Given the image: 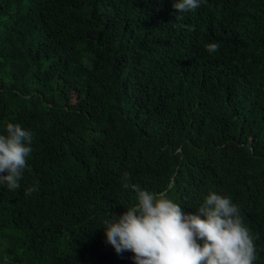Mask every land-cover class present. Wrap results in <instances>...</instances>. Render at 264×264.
I'll use <instances>...</instances> for the list:
<instances>
[{
  "label": "trees",
  "instance_id": "1",
  "mask_svg": "<svg viewBox=\"0 0 264 264\" xmlns=\"http://www.w3.org/2000/svg\"><path fill=\"white\" fill-rule=\"evenodd\" d=\"M174 2L0 0V134H33L0 264H136L103 227L137 202L125 172L185 212L229 196L264 264V0Z\"/></svg>",
  "mask_w": 264,
  "mask_h": 264
},
{
  "label": "clouds",
  "instance_id": "2",
  "mask_svg": "<svg viewBox=\"0 0 264 264\" xmlns=\"http://www.w3.org/2000/svg\"><path fill=\"white\" fill-rule=\"evenodd\" d=\"M203 0H175L173 7L184 13L200 7ZM218 43L206 45L209 53ZM33 134L19 123H7L0 134V185L11 190L20 187ZM123 187L136 193V203L121 215L103 221L107 242L116 252L131 251L136 264H254L256 236L244 223L240 208L232 199L211 192L196 212L184 208L168 193L141 189L125 172ZM28 188L26 195L36 191Z\"/></svg>",
  "mask_w": 264,
  "mask_h": 264
}]
</instances>
